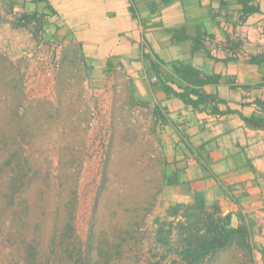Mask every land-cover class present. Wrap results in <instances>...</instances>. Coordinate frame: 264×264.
<instances>
[{"label":"crops","instance_id":"obj_1","mask_svg":"<svg viewBox=\"0 0 264 264\" xmlns=\"http://www.w3.org/2000/svg\"><path fill=\"white\" fill-rule=\"evenodd\" d=\"M35 14L40 25L23 19ZM0 48L48 86L38 96L54 90L81 114L93 100L98 130L136 134L144 165L161 169L157 229L186 226L199 195L264 247V130L244 120L263 116L264 62L246 61L264 56V0H0ZM187 89L216 101L195 108Z\"/></svg>","mask_w":264,"mask_h":264},{"label":"rangeland","instance_id":"obj_2","mask_svg":"<svg viewBox=\"0 0 264 264\" xmlns=\"http://www.w3.org/2000/svg\"><path fill=\"white\" fill-rule=\"evenodd\" d=\"M12 59L0 48V264H185L187 232L156 227L161 169L136 134L92 126L93 100L81 114L38 96L48 86ZM203 264L261 261L236 240Z\"/></svg>","mask_w":264,"mask_h":264},{"label":"trees","instance_id":"obj_3","mask_svg":"<svg viewBox=\"0 0 264 264\" xmlns=\"http://www.w3.org/2000/svg\"><path fill=\"white\" fill-rule=\"evenodd\" d=\"M37 2H46V0H36ZM247 11L257 12L255 9H249ZM25 22L29 23L35 21L40 25L42 19L38 15L24 16ZM200 39L197 38L196 43L199 44ZM264 62V56L253 57L246 61L249 64H260ZM175 72L184 78L187 82L197 83L195 79L200 73L193 68L173 66ZM201 86L204 82H199ZM167 90V88H165ZM193 95L195 100H188ZM179 97L191 103L195 108H199L201 105L207 103L209 100L216 101L213 96H208L199 92L198 90H186L184 94H180ZM258 106L261 109L263 116H252L250 118H244L246 124L252 128L264 130V101H259ZM159 113V112H158ZM162 122L167 123L166 118L162 117ZM197 206L192 213H186L187 225H181L180 230L187 232L186 248L183 253V261L185 264H203L207 259L213 260L217 254L226 250L237 240L238 244L249 253H253V250L257 249L259 253L264 257V247L252 246L247 238V232L244 230H234L230 225V216L222 217L219 213V208L213 205L208 208L199 195L196 197Z\"/></svg>","mask_w":264,"mask_h":264},{"label":"built area","instance_id":"obj_4","mask_svg":"<svg viewBox=\"0 0 264 264\" xmlns=\"http://www.w3.org/2000/svg\"><path fill=\"white\" fill-rule=\"evenodd\" d=\"M235 56H238V54ZM96 120H97V111L93 110V112H92V123H91L92 126L94 125Z\"/></svg>","mask_w":264,"mask_h":264}]
</instances>
